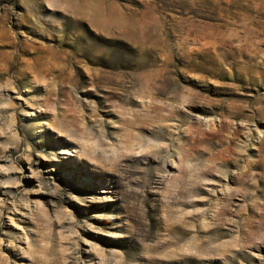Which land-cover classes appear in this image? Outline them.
I'll use <instances>...</instances> for the list:
<instances>
[{
  "label": "rangeland",
  "instance_id": "obj_1",
  "mask_svg": "<svg viewBox=\"0 0 264 264\" xmlns=\"http://www.w3.org/2000/svg\"><path fill=\"white\" fill-rule=\"evenodd\" d=\"M0 264H264V0H0Z\"/></svg>",
  "mask_w": 264,
  "mask_h": 264
},
{
  "label": "bare ground",
  "instance_id": "obj_2",
  "mask_svg": "<svg viewBox=\"0 0 264 264\" xmlns=\"http://www.w3.org/2000/svg\"><path fill=\"white\" fill-rule=\"evenodd\" d=\"M79 7H80V6H79ZM95 8H96V9H95ZM80 9H81V10L86 9L85 11H87V10L89 11V9H92V11H95L96 14L100 12L99 8L96 7V6H93V4L86 5V6L83 5ZM80 9H78V10H80ZM150 84H151L150 81H147L146 85H147L148 87H150Z\"/></svg>",
  "mask_w": 264,
  "mask_h": 264
}]
</instances>
